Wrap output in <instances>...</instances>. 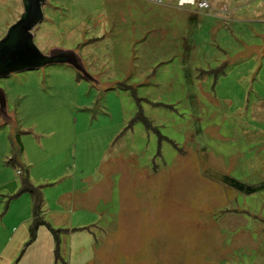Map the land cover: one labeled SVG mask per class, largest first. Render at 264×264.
Returning a JSON list of instances; mask_svg holds the SVG:
<instances>
[{
	"label": "rangeland",
	"instance_id": "obj_1",
	"mask_svg": "<svg viewBox=\"0 0 264 264\" xmlns=\"http://www.w3.org/2000/svg\"><path fill=\"white\" fill-rule=\"evenodd\" d=\"M22 13L0 0V40ZM42 13L36 48L74 52L91 81L64 65L0 79V264H264V0ZM24 182L48 227L30 245Z\"/></svg>",
	"mask_w": 264,
	"mask_h": 264
},
{
	"label": "water",
	"instance_id": "obj_2",
	"mask_svg": "<svg viewBox=\"0 0 264 264\" xmlns=\"http://www.w3.org/2000/svg\"><path fill=\"white\" fill-rule=\"evenodd\" d=\"M44 3L45 0H22V15L0 40V79L50 65H67L91 81L74 52L53 50L44 55L34 45L32 31L43 20ZM0 115L5 116V98L1 90Z\"/></svg>",
	"mask_w": 264,
	"mask_h": 264
},
{
	"label": "trees",
	"instance_id": "obj_3",
	"mask_svg": "<svg viewBox=\"0 0 264 264\" xmlns=\"http://www.w3.org/2000/svg\"><path fill=\"white\" fill-rule=\"evenodd\" d=\"M19 152V150H18ZM225 183L228 184L229 187H231L233 190H235L236 192H240V193H244L246 195H252L254 194L257 189L253 188V187H248L245 186L231 178H225ZM22 192H30L31 194V199H32V204H33V218L31 220V228L29 230V234H30V243H33L35 241V237H36V231L37 228L41 225V224H37V221L34 220V218L36 219V211H37V207H38V203H37V197L40 198L39 203H42L41 197L38 196V193L31 187H29L27 184H24V188L22 190ZM36 207V208H35ZM50 232L52 233V236L54 238V244H55V251L54 253H56V249H57V238H58V234L61 233V231H54L50 229Z\"/></svg>",
	"mask_w": 264,
	"mask_h": 264
},
{
	"label": "crops",
	"instance_id": "obj_4",
	"mask_svg": "<svg viewBox=\"0 0 264 264\" xmlns=\"http://www.w3.org/2000/svg\"><path fill=\"white\" fill-rule=\"evenodd\" d=\"M258 14L259 13H256L255 15H253V17H255V18H259L258 17ZM231 16V14L229 15V17ZM264 16V15H263ZM262 18H264V17H262ZM260 20H264V19H260ZM252 21H254V20H252ZM64 66H67V65H64ZM67 67H69V66H67ZM71 68V67H70ZM13 158H14V156L17 158L19 155H20V149H19V152L18 153H15V151L13 150ZM13 158L11 159V160H9V163L8 164H11V165H14V167L15 168H18L19 169V166H22L21 164H19V163H16V164H18V165H16L14 162H13ZM25 176H24V180H26V177H27V171L25 172ZM24 184H27L26 182H24ZM38 195L40 196V194L38 193ZM41 200H42V198H41ZM42 203H43V201H42ZM58 204H59V202H58ZM42 222V224L40 225V227H47V224L44 222V221H41ZM48 228V227H47ZM84 229V228H83Z\"/></svg>",
	"mask_w": 264,
	"mask_h": 264
},
{
	"label": "built area",
	"instance_id": "obj_5",
	"mask_svg": "<svg viewBox=\"0 0 264 264\" xmlns=\"http://www.w3.org/2000/svg\"><path fill=\"white\" fill-rule=\"evenodd\" d=\"M208 6H207V3H206V1L205 2H200L199 4H198V8H207Z\"/></svg>",
	"mask_w": 264,
	"mask_h": 264
}]
</instances>
